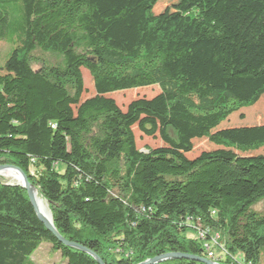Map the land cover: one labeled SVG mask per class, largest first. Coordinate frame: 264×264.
Wrapping results in <instances>:
<instances>
[{
  "label": "trees",
  "instance_id": "obj_1",
  "mask_svg": "<svg viewBox=\"0 0 264 264\" xmlns=\"http://www.w3.org/2000/svg\"><path fill=\"white\" fill-rule=\"evenodd\" d=\"M177 1L157 18V0H0V37L16 43L0 67V165L103 264L205 258L196 227L218 233L221 264H264V155L246 154L264 148V124L217 128L264 94V0ZM35 49L55 60L34 69ZM150 86L125 110L107 96ZM134 126L164 144L141 151ZM202 138L216 148L188 158ZM43 241L66 264H98L0 178V264H35Z\"/></svg>",
  "mask_w": 264,
  "mask_h": 264
},
{
  "label": "rangeland",
  "instance_id": "obj_2",
  "mask_svg": "<svg viewBox=\"0 0 264 264\" xmlns=\"http://www.w3.org/2000/svg\"><path fill=\"white\" fill-rule=\"evenodd\" d=\"M177 0H157L153 11L157 18H159L166 8L172 9V7L177 4ZM15 37L12 34H8L5 37H0V67L3 65L4 61L8 57L11 50L15 47ZM33 57L37 58V62L33 63V68L37 69L43 63H50L55 59L48 53L42 52L39 49H35L32 53ZM84 82V93L82 94V99L91 97L94 95L92 78L85 69H81ZM158 88L156 86L134 88L125 91H117L111 94H107L115 100L118 107L122 110L126 109L128 103L136 98H151L158 93ZM240 114L243 118H240ZM257 124H264V94L259 98V100L250 107L241 108L239 111L231 114L226 120L219 124L217 128H228L236 126H251ZM133 133L136 140V145L141 151H145L147 148H154L157 146H162L164 143L161 141L159 136L156 134L155 137H149L142 134L137 126H134ZM193 149L191 152L185 155L188 158H194L199 155L202 151H208L215 149L216 146L210 143L207 139H193L192 141ZM246 154H263L264 148L256 151L248 152ZM62 168V166H61ZM4 182L14 183L10 179L0 177ZM261 203L256 204L253 208L255 210L261 209ZM191 236L192 234L189 233ZM35 264H66L65 259L61 257L59 252L50 249L46 242H41L38 249L32 255ZM263 263V260L261 261Z\"/></svg>",
  "mask_w": 264,
  "mask_h": 264
},
{
  "label": "water",
  "instance_id": "obj_3",
  "mask_svg": "<svg viewBox=\"0 0 264 264\" xmlns=\"http://www.w3.org/2000/svg\"><path fill=\"white\" fill-rule=\"evenodd\" d=\"M5 168H11V169H14L16 170L22 177L23 179V182L21 183H18V182H14V183H7L9 185H19L21 186L22 188L25 189L26 191V194H27V197L29 199V202L31 203L38 219L40 220V222L45 226V228L51 232L53 234V236L61 243H63L65 246H70V247H74V248H77V249H80L86 253H88L90 256L93 257V259L95 261H97L98 264H103L102 261L91 251L83 248L82 246L80 245H77L75 243H71L67 240H65L63 237L60 236V234L57 232V230L55 229V227L53 226V223H52V218H51V221H48L47 219H45L42 215L39 214V212L37 211V208H36V202H35V198L33 197V195L31 194L30 192V188H34L31 183L28 181V177L24 174V172L19 169L18 167L16 166H13V165H0V171L5 169ZM170 258H184V259H189V260H195V261H200V262H204L205 264H214L212 261L206 259V258H203V257H197V256H193V255H188V254H181V253H170V254H166V255H162L160 257H156V258H153V259H150V260H147L143 263H140V264H153V263H156L158 261H162V260H165V259H170Z\"/></svg>",
  "mask_w": 264,
  "mask_h": 264
},
{
  "label": "built area",
  "instance_id": "obj_4",
  "mask_svg": "<svg viewBox=\"0 0 264 264\" xmlns=\"http://www.w3.org/2000/svg\"><path fill=\"white\" fill-rule=\"evenodd\" d=\"M196 237L202 241V247L205 253V258L212 261L214 264H221L220 258L225 251L223 248H219L220 252L217 253L216 248H218L219 235L216 232L211 231L209 228L196 227ZM239 264H253L251 262Z\"/></svg>",
  "mask_w": 264,
  "mask_h": 264
},
{
  "label": "bare ground",
  "instance_id": "obj_5",
  "mask_svg": "<svg viewBox=\"0 0 264 264\" xmlns=\"http://www.w3.org/2000/svg\"><path fill=\"white\" fill-rule=\"evenodd\" d=\"M0 177L10 179L13 182H23L21 175L16 170L11 168H5L1 170ZM30 192L35 198L36 208L39 214L42 215L48 221H51V214L47 207V203L38 195L36 189L30 188Z\"/></svg>",
  "mask_w": 264,
  "mask_h": 264
}]
</instances>
